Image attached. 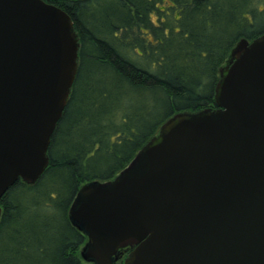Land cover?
Returning a JSON list of instances; mask_svg holds the SVG:
<instances>
[{"label":"water","instance_id":"1","mask_svg":"<svg viewBox=\"0 0 264 264\" xmlns=\"http://www.w3.org/2000/svg\"><path fill=\"white\" fill-rule=\"evenodd\" d=\"M70 17L44 0H0V199L35 184L78 69ZM216 109L168 119L113 180L77 192L68 217L83 261L264 264V34L239 40Z\"/></svg>","mask_w":264,"mask_h":264},{"label":"trees","instance_id":"2","mask_svg":"<svg viewBox=\"0 0 264 264\" xmlns=\"http://www.w3.org/2000/svg\"><path fill=\"white\" fill-rule=\"evenodd\" d=\"M44 1L70 17L78 69L48 167L0 199V264H91L68 217L78 190L113 180L173 116L216 109L230 51L264 34V0Z\"/></svg>","mask_w":264,"mask_h":264}]
</instances>
